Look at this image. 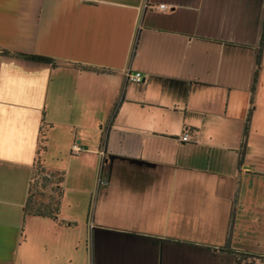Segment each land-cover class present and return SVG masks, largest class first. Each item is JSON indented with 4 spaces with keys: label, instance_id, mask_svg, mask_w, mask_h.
<instances>
[{
    "label": "crops",
    "instance_id": "0c3cea01",
    "mask_svg": "<svg viewBox=\"0 0 264 264\" xmlns=\"http://www.w3.org/2000/svg\"><path fill=\"white\" fill-rule=\"evenodd\" d=\"M238 257L264 264V0H0V264Z\"/></svg>",
    "mask_w": 264,
    "mask_h": 264
},
{
    "label": "rangeland",
    "instance_id": "374dc122",
    "mask_svg": "<svg viewBox=\"0 0 264 264\" xmlns=\"http://www.w3.org/2000/svg\"><path fill=\"white\" fill-rule=\"evenodd\" d=\"M58 177L49 176L46 170L37 164L35 166V172L33 174L32 190L31 196L29 198V206H27L30 211L43 212L45 207L48 205L56 206V201L58 200V192L61 190ZM246 256V255H245ZM239 261L248 264V259L243 260L242 257H238ZM245 259V258H244ZM250 262V261H249Z\"/></svg>",
    "mask_w": 264,
    "mask_h": 264
},
{
    "label": "built area",
    "instance_id": "2783aa9c",
    "mask_svg": "<svg viewBox=\"0 0 264 264\" xmlns=\"http://www.w3.org/2000/svg\"><path fill=\"white\" fill-rule=\"evenodd\" d=\"M160 8L164 9L165 8V4H161ZM129 77L131 78V80L141 81L143 79V74L141 72H137L136 74L130 73ZM183 140L184 141L190 140L187 134L183 136ZM81 150H82V147L80 146L79 142H74L72 144V146H71L72 153H78Z\"/></svg>",
    "mask_w": 264,
    "mask_h": 264
},
{
    "label": "trees",
    "instance_id": "16d2710c",
    "mask_svg": "<svg viewBox=\"0 0 264 264\" xmlns=\"http://www.w3.org/2000/svg\"><path fill=\"white\" fill-rule=\"evenodd\" d=\"M61 194H62V189L58 192V200L56 201V206L48 205L45 207L43 212H37V211H33V210L32 211L28 210V212L33 213V214H37V215H49L51 217H56V215L58 213V209L60 207Z\"/></svg>",
    "mask_w": 264,
    "mask_h": 264
}]
</instances>
